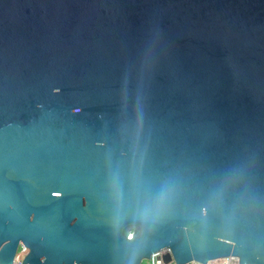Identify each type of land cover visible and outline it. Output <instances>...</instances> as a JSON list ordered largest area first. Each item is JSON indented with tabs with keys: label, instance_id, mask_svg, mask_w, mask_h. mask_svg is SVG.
<instances>
[{
	"label": "water",
	"instance_id": "water-1",
	"mask_svg": "<svg viewBox=\"0 0 264 264\" xmlns=\"http://www.w3.org/2000/svg\"><path fill=\"white\" fill-rule=\"evenodd\" d=\"M161 253L264 264V0H0V264Z\"/></svg>",
	"mask_w": 264,
	"mask_h": 264
},
{
	"label": "built area",
	"instance_id": "built-area-1",
	"mask_svg": "<svg viewBox=\"0 0 264 264\" xmlns=\"http://www.w3.org/2000/svg\"><path fill=\"white\" fill-rule=\"evenodd\" d=\"M166 253V252H165ZM165 253H161L159 255H156L152 258V260L150 261V264H164L162 257ZM189 264H201L198 262H191ZM209 264H240L239 259L235 258V257H226V258H222L213 262H210Z\"/></svg>",
	"mask_w": 264,
	"mask_h": 264
},
{
	"label": "rangeland",
	"instance_id": "rangeland-1",
	"mask_svg": "<svg viewBox=\"0 0 264 264\" xmlns=\"http://www.w3.org/2000/svg\"><path fill=\"white\" fill-rule=\"evenodd\" d=\"M20 253H23V254H24L23 251H21ZM23 256H24V255H22V254L20 255V257H22V258H23ZM142 264H150V262L144 261Z\"/></svg>",
	"mask_w": 264,
	"mask_h": 264
},
{
	"label": "bare ground",
	"instance_id": "bare-ground-1",
	"mask_svg": "<svg viewBox=\"0 0 264 264\" xmlns=\"http://www.w3.org/2000/svg\"><path fill=\"white\" fill-rule=\"evenodd\" d=\"M21 259H22V257H20V255H19L17 263H20Z\"/></svg>",
	"mask_w": 264,
	"mask_h": 264
},
{
	"label": "snow or ice",
	"instance_id": "snow-or-ice-1",
	"mask_svg": "<svg viewBox=\"0 0 264 264\" xmlns=\"http://www.w3.org/2000/svg\"><path fill=\"white\" fill-rule=\"evenodd\" d=\"M57 194H60L59 192Z\"/></svg>",
	"mask_w": 264,
	"mask_h": 264
}]
</instances>
